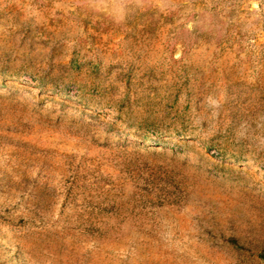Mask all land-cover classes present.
I'll return each mask as SVG.
<instances>
[{
    "label": "rangeland",
    "instance_id": "374dc122",
    "mask_svg": "<svg viewBox=\"0 0 264 264\" xmlns=\"http://www.w3.org/2000/svg\"><path fill=\"white\" fill-rule=\"evenodd\" d=\"M0 264H264V0H0Z\"/></svg>",
    "mask_w": 264,
    "mask_h": 264
}]
</instances>
